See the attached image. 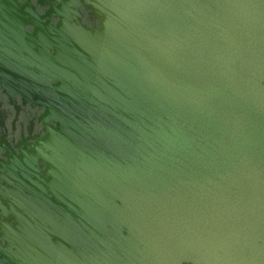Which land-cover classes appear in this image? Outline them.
Wrapping results in <instances>:
<instances>
[{
  "label": "water",
  "instance_id": "95a60500",
  "mask_svg": "<svg viewBox=\"0 0 264 264\" xmlns=\"http://www.w3.org/2000/svg\"><path fill=\"white\" fill-rule=\"evenodd\" d=\"M58 1L0 0L45 124L0 159V264H264V0Z\"/></svg>",
  "mask_w": 264,
  "mask_h": 264
},
{
  "label": "flooded vegetation",
  "instance_id": "af4514ba",
  "mask_svg": "<svg viewBox=\"0 0 264 264\" xmlns=\"http://www.w3.org/2000/svg\"><path fill=\"white\" fill-rule=\"evenodd\" d=\"M38 1L46 4L48 7L51 4H60L58 0ZM52 22L56 23L57 18L52 19ZM97 23L98 21L87 24L93 25ZM29 30H32L31 26H29ZM3 90L4 87L0 86V94ZM6 98V104L8 109H10L9 119L7 118L8 112H6L5 107H2V101L0 100V159L3 160H7L6 153L12 155L16 152L19 154L20 148L28 149L31 142H35L45 134V124L43 118H41L44 113V107H31L29 103L24 105L20 95L15 96L14 103H11L12 100L9 96L6 95Z\"/></svg>",
  "mask_w": 264,
  "mask_h": 264
},
{
  "label": "rangeland",
  "instance_id": "374dc122",
  "mask_svg": "<svg viewBox=\"0 0 264 264\" xmlns=\"http://www.w3.org/2000/svg\"><path fill=\"white\" fill-rule=\"evenodd\" d=\"M36 8H38L37 10L40 12V13H43L46 9H47V5L46 4H43V3H40V1H36V0H31ZM74 1L75 0H68V8L69 10H73V6H74ZM9 7V6H8ZM82 13H83V17H82V21L85 23H91V22H96L98 21V18L96 16H94L93 14H91L90 10L85 7V6H81L80 7ZM52 19H55L54 17ZM1 27V26H0ZM27 29H29V26H27ZM4 46L3 42L0 43V48ZM6 95L4 93L1 92L0 94V100L2 101V107H8L7 104H6Z\"/></svg>",
  "mask_w": 264,
  "mask_h": 264
}]
</instances>
